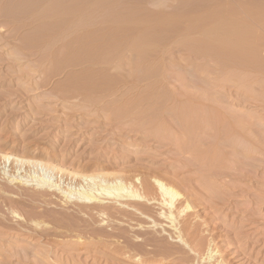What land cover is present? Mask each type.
I'll use <instances>...</instances> for the list:
<instances>
[{"label":"rangeland","instance_id":"374dc122","mask_svg":"<svg viewBox=\"0 0 264 264\" xmlns=\"http://www.w3.org/2000/svg\"><path fill=\"white\" fill-rule=\"evenodd\" d=\"M16 1L0 0V154L10 156V159L0 163V192L5 190L10 192L6 193L4 198H0V219H4L5 224H17V220L9 212L12 208V200L17 205L14 206L17 207L16 210L26 217L32 213H41L43 210L65 212L67 215L61 227L51 224L49 227L36 228L29 223L27 224V235H0V264H137L132 259L112 252L110 248L99 243L96 236H91L89 229L103 225V223H98L97 216L90 217V215L86 214L85 216V213H80V205L75 201L64 203L66 201L65 194H62L61 191L66 192L67 190L74 194L72 197L75 199L78 192L95 190L98 181L96 183L81 181L79 177L84 173H97L98 175L112 173L130 176L138 175L146 170H153L164 181L177 187L195 208L198 228L203 231V239L206 242H212L213 247H218L217 250H219L212 261H209L207 251H205L201 252L200 257L186 253L183 255L182 262L160 258L159 261L146 264H214L213 261L219 259V256L223 258V263L220 264H264V91L262 92L264 76H261L264 74V69H262L264 66V48L262 49L264 41L255 42L258 48L256 49L258 52L255 53L258 58H262L260 60L263 63L260 62L263 65L257 62L256 55H254L255 57L248 56L250 59L245 56L248 63L255 59L254 68H258V70H251L253 68V65L250 66L252 61L248 65V63L245 64L246 60L241 66L248 65L249 69L244 68H247L249 74L244 72L245 69L241 70L238 62L234 63L231 60L229 65V60H227L228 64L225 62L226 60L223 61L227 53L229 56L228 50L223 51V53L228 52H225L226 56L224 55V57L223 54L221 55L222 62L218 60L220 56L217 57L220 65L216 63V59L215 63L212 62L214 54L213 56L209 55L212 56L209 58V56L205 57L204 53L202 55L201 51V53L199 50L196 51L197 48L194 47H197L198 44L192 41L196 40L198 43V39L205 37L201 36L202 33H209L207 31L213 27L211 15L220 11L226 12L227 15L230 9L246 4L251 6L252 3H257L256 7L259 5L263 7L264 0H91L95 3L93 6H97V10L94 9L95 6L90 8L91 1L87 0L84 6L86 5L88 11L84 9V6L77 5L78 9L81 7L84 9L86 18L90 19V16L91 19L93 18V23L92 20L87 21L83 16V10L81 19H79L81 16L79 13L77 14L80 16L75 14L77 17L72 15L76 10L74 8H77L75 4L80 2L83 5L84 0H74L75 4L73 2L70 4L72 0H67L69 8L66 7L69 6L66 0H63L64 2L56 0L60 4L54 1L55 5L61 7V10H59L60 7H57L59 13L63 9L65 11L64 14L61 12L64 16L61 15L60 19L58 16V18L55 17L58 10L53 5L54 3H51L53 0ZM235 1L238 4L234 3ZM88 2L89 6H87ZM45 3L47 7L50 6L49 9L46 8ZM65 3H67L66 6H63ZM235 4L238 6L236 7ZM255 4L251 8L262 9L260 6L259 9L256 8ZM99 5L104 8H99ZM43 8L46 9L43 10ZM51 8L56 9V14L53 13V10L49 11ZM66 8H71L68 10L71 12L74 9L72 14L68 13ZM89 9H93V11ZM47 11L49 13L53 11L50 14H54L56 19L53 17L51 18L54 20L49 19V13H45ZM66 12L74 20L69 19L68 15L65 16ZM76 12L79 11L76 10ZM129 13L133 17L134 14L144 13L143 16L142 14L136 16H145L146 19L138 18L142 21L146 20L151 28L170 18L172 20L178 18L177 22H168V25L178 23L176 32L169 26L168 29H165L166 26L163 23L161 24L165 26V32L161 30L163 29L161 24L159 25L162 28L156 27L157 31H160L158 39L161 32L167 34L164 38L161 36V39H167L168 36L166 44H164L165 47L163 45L165 40L162 41L163 47L160 45L161 39L158 41V43L160 42L158 48H165L161 49V51L164 50V56L160 49H157L155 50L156 60L150 59L151 57L148 56L149 60L144 64L148 63L149 66H152L156 61H161V65L158 62L159 68H164L162 70L166 74L162 75L161 71H156L159 65L154 64L151 69L148 65L143 66L142 62L138 63L141 57L137 55L136 58V54L133 55V51L128 52L129 50L124 53L125 55H120L121 59L116 60L115 65L112 58L113 63H109L112 60H106L102 67V61L98 67L96 63L90 65V62L88 65L86 63L85 66L81 65L82 67L80 65L71 66V63L85 57L84 54V56L81 55V52L78 53V50H71L73 47L80 49V44L82 46V43H87L88 38L82 39L83 34H85L84 37L91 33L96 34L97 30H102L104 26L106 29L113 22H117L113 25L121 27L123 24L120 25L118 21L127 18ZM44 14L47 15V18ZM117 14L118 16H115ZM122 14L128 15L124 17ZM186 14L188 16H185ZM87 15L89 16L87 17ZM136 16L135 18H137ZM161 16L166 20L157 19ZM133 17L129 20H133ZM83 19L91 26L87 25L88 23L84 25L86 21L84 22ZM140 20V23H144ZM94 21H97L96 24L99 26H96ZM127 21H123V23L126 24ZM232 21L233 18H227L221 29L231 28ZM104 22L105 25H103ZM195 22H197V26L199 25L198 27H195L196 24L194 26ZM70 23L77 25L71 26ZM112 24L110 25L111 29L115 27ZM102 25L103 27H101ZM149 25H147L148 28ZM76 26L78 28H75ZM256 26L259 27L257 24ZM171 27L173 28V25ZM63 28L67 29L66 32ZM87 28H92V32H88ZM110 28L108 27V29ZM169 28L171 32L173 30V33ZM93 29L97 32L94 33ZM156 29L154 28L152 31ZM259 29L256 28L257 33L254 32V34L260 38L263 35V39L264 32L261 33L263 29ZM74 30L75 33L77 31L76 34L73 32ZM157 31H155V36L158 35H156L159 32ZM178 31L182 32V34L178 33V35L181 34L180 36L176 34ZM80 32L84 33L81 35ZM153 33L151 32V34ZM168 33L174 36H170ZM90 37L92 39L93 35ZM208 37L214 39L213 35H208ZM188 41H192V46L194 44L195 46L189 47L191 43ZM201 44L203 45V43ZM69 46L70 51L68 52ZM187 48L191 49L187 50ZM192 49H195V52ZM126 50L125 48L122 51ZM188 51L190 55H188ZM219 53L216 56L220 55ZM78 55L79 57L81 55L82 58L79 59ZM151 56L154 58L153 54ZM201 56L204 58L201 59ZM141 60L143 61L142 58ZM151 60H154V63ZM232 63H234L233 66L237 65L239 68L231 67ZM258 64H261L262 67ZM113 65L118 68H114ZM141 65L142 69L150 68H147L150 74L147 69L148 72L143 69L146 72L143 73L146 74L147 80L142 79L143 74L140 75L142 69L139 70V66ZM227 65L229 68L225 67ZM89 66L93 67L89 68ZM259 68L262 71H259ZM153 69H155L156 75H151ZM228 72L229 74L231 72L232 76H229ZM246 74L249 76L247 77ZM150 77L152 78L149 80ZM243 78H245V82ZM157 92L163 99L159 94L157 95ZM162 94L165 97L168 96L167 103L163 102L165 97ZM151 95L156 96L157 104ZM158 101L160 102L158 103ZM134 107L136 110V107L140 108V111L137 110L138 113L137 111L134 113ZM148 107L152 108L146 110ZM130 109L132 110L129 111ZM141 110H146L148 113L141 112ZM129 112L132 113V117ZM156 113L161 114V116L158 114L159 119L161 118L159 121H165L164 123H159L157 116L152 115ZM135 114H138L139 117L135 118ZM189 114L192 117L189 118ZM153 119L156 124H153L155 123ZM186 119L190 122L187 123ZM149 121H153V125L151 122L148 123ZM144 122L147 125H155L157 128L163 127L165 124L163 128L169 127L170 129L167 130L172 129V132L164 130L166 138L163 134L162 138L160 134L163 132L160 133V131H163V128L161 130L156 128L158 132H155V128H153L154 131L151 128L148 133L150 125L146 127ZM181 122L187 123L188 128L184 123L183 126L179 125ZM243 123L251 124L248 127L252 128L243 130L238 126ZM177 124L179 126H176ZM134 125L137 127L141 125V127L135 128ZM184 126L188 130L190 128L193 130L190 129L191 132L189 130L187 133ZM232 126H237L238 129H234ZM174 133H177V136H181V138L175 137ZM157 134L162 140L166 139V142L159 141ZM167 136L173 137L171 139ZM175 138H178L177 142L179 139H182L183 142H176L177 146L168 142L170 139V141H175ZM189 139L192 140L194 148ZM184 142V145L187 143L186 147L190 144L189 149L192 148V150H187L188 147L181 150L179 146L182 148ZM32 159L42 161V164L32 165L24 161ZM78 174L79 177H77ZM41 178L53 184L57 183L58 191L39 190L37 185L38 179ZM11 190H14L16 194ZM21 191L38 194V200L34 201L30 195H17L19 194L17 192ZM8 197L12 199L7 200ZM80 216L84 217L83 221L80 220ZM40 220L44 221L45 219ZM86 225H88V229ZM112 225L115 228L118 226L113 223ZM112 227H106L109 233L120 232ZM107 230L106 232H108ZM2 231L4 230L2 229ZM80 234L83 237L82 241L78 240ZM218 261H221V258Z\"/></svg>","mask_w":264,"mask_h":264},{"label":"bare ground","instance_id":"6f19581e","mask_svg":"<svg viewBox=\"0 0 264 264\" xmlns=\"http://www.w3.org/2000/svg\"><path fill=\"white\" fill-rule=\"evenodd\" d=\"M54 1L55 2H58L56 0H53V2H51L52 4L54 3L53 5L56 4ZM60 1H63V0H60ZM85 1L87 2V0H84L83 1V5L80 4L79 1H78L79 2L78 4L76 2H75L76 3L75 4L74 3V0L70 1V4H72L71 2H73V4H75L76 6L77 5L84 6ZM90 1L91 0H89V2ZM92 1L90 3L93 6V3L94 2H92ZM94 1H96V0H94ZM236 1L234 3L238 4ZM66 2H67V0H66ZM105 2H107V1H105ZM48 3H49V1H48ZM58 3L60 4V2H58ZM67 3H65V5H63V4L62 5L63 6H66ZM81 3H82V1H81ZM90 3L87 4V6H89ZM11 4H12V2H11ZM96 4H98V3L96 2ZM99 4H101V3H99ZM236 4H235V6L237 7L238 5H236ZM254 4L255 3H252L251 6H253ZM44 5L46 6L47 4L45 3ZM67 5H69V3ZM246 5L245 6L244 5H242V6L240 5L237 8L230 9V11L227 12V15H226V12H222V11L211 15L210 17H212L211 19L213 20L212 21L213 27H211L210 30L207 31L209 33H202L201 36H205V37L200 38V40L198 39V41H199L198 43H196L197 42L196 40H192V41H195V44H198V46L200 48L198 46L196 47L195 44H194V42H193L194 45L192 46V43H191L192 41H188V43H191L190 45L188 44L189 47L193 48L195 46L194 48H197L196 51L199 50V53L202 52V55L204 53L205 54L204 55L205 57L206 56H209L211 54H212V56H213V54L216 56V54H218L219 52H222L221 54L219 53L220 55H217L216 58H215V56L214 57L209 56V58L212 57V62H214V63H215V59H216V61H217L216 63L220 64L219 62H222L220 60L221 59V55L223 54V57H224V55L226 56V53L229 51V56L232 55L231 56L232 58L230 57L228 59L229 56H228V53H227V56L223 60V61L226 60L225 62L227 64H228V61L227 60L230 61L229 62V65L231 63V60L234 63L238 62L237 64H239V67L241 65L243 66L244 64H242V63H245L246 60H247V62L245 64H247L248 63V59H250V57H248V56L253 55V57H255L254 56V55H256L255 52H258L256 50L258 48L256 47V43L255 42L256 41H261L262 42V40L264 41V38L262 39L263 35L260 38L259 36H257V35L254 34V32H256V28L259 29L260 27L263 29L261 33L264 32V6L262 7V6L259 5L260 8H262L260 10L258 8L259 6L256 7L258 5L256 3L255 4V7L259 9V10H257L255 8H251V6H248V5L246 6ZM76 6H74V7H76ZM92 6H90V8H94V6H95L94 9L97 10V6L96 5H94L93 7ZM103 6H105V5H103ZM49 7L46 6V8H48V9H49ZM55 7L56 8L57 7L59 8L60 5H58V6L55 5ZM66 7L69 8L70 5L69 6H66ZM74 7H72V8H74ZM101 7H102V5L101 6L99 5V8H101ZM58 8H57V10H58ZM62 8H65V7H62ZM78 8L79 7L77 6V8H74V9H76L79 12H76V10L72 9V12H73V10L75 11L73 14H72L71 11H68L71 8L70 9H67L66 8V9H67V12L68 13L71 12V14L73 16H76V15L81 14V16L79 15L80 16L79 19H81L82 14H83L82 13V10L84 11V9H85L86 11H88V9H86L87 7H85L84 9L82 7H81L82 9L81 8L78 9ZM103 8L104 7H102L101 9H103ZM238 8H239V10H238ZM45 9L43 8V10H45ZM51 10L54 11V12L52 11L54 14H56V13L57 14L55 16L54 14H50L52 12H50V13L48 11L45 12L47 14L49 13V15H48V18L49 19H53V18H55L57 16L60 19V17H62L61 15L64 14L63 12H65V11H63L64 10L63 9L61 11L63 14H61V12L59 13V10H61V7L58 10V12L55 11L56 9H52L51 8L49 11H51ZM89 10H91V9H89ZM91 11H93V9ZM35 12L37 13V11H35ZM135 12L136 11H134V13ZM40 13H41V11H40ZM68 13L65 16H67ZM77 13H79V14H77ZM130 13H129V15H130ZM38 14H39V12H38ZM123 14H125V13H123ZM139 14H142V13H138V14H134V15L136 16V15H139ZM35 15H37V14H35ZM44 15H46V14H44ZM84 15H85V11H84L83 16ZM126 15H128V14H126ZM126 15L125 16L123 15V16L126 17ZM129 15L127 16V18H124V19H127L128 21L127 20H124V19H121V21L123 20L125 22L127 21V23L129 22L128 23V26H126L127 23L125 24V23H123V21H122V23H120L121 21L119 20L118 23L120 25L123 24L122 25L123 27L122 26L120 27L118 25L115 26L113 24H115V23L117 24V22H113V24L111 23L113 27L115 26L113 29H111L112 28L110 26L111 24L108 25L109 28L111 27L110 29H108V27H106V29H104L105 28V26L103 27V25H105V22H104V24L101 26V27H103V29H102L103 31L102 30H97V28H95V30H97L98 32L100 31V33H98L97 31H96L97 32L96 33L94 31V29H93V32L96 33V34H92V33L90 34L91 36L93 35V37H92L93 40L91 39L90 35H86L87 37H84L85 34L82 35V33H84V32H82V33L80 32L81 35H82V39L85 38V40H86V38H88V40H89V37H90V40L91 41L89 40L90 41L89 42L87 40L86 41L87 42L86 44L82 43V46H81V44H80V46L78 45L80 47V49H77V48L75 49L74 47L73 48L71 47L72 48L71 49L72 51H73V49L76 50V51L78 50V53L81 52L82 54L81 53L80 54L81 55L84 54L85 57L82 58L81 55H80V57L82 58L81 59L79 57V55H78L79 59H81V60L75 61V63L73 62V63H71L72 65L71 64L70 65L71 66H74V65H76V66L77 65H80V66L82 65L83 66V64H84V66H85L86 64L88 65L89 62H90L91 63L90 65H92L93 63L95 65V63H96L97 64V67H98V64L99 63L101 64L100 61H102V63H103V64H101V67H102V65L104 66V61H106V60H110L111 61L112 60L109 63H113V59H114V63L113 64L115 65L116 64L115 62H117L119 58L121 59V56L120 55L122 54V56H123V54L125 52H127L128 50H129L128 52L133 51L132 53H133V55H134V53L136 54L135 55L136 58H137V55H138V57H141L143 59L144 62L141 60V58H139L140 61L138 62V63L142 62L143 66L148 65V63L146 65H144V64H145V62H147L149 60L150 57H151L150 59L156 60L155 57L157 56V53L155 52V50L160 49V48H158V47H160V45L163 47V45L166 44V41L168 39V36L166 37L167 39H161V36H163V38H164L165 35H167V34H164L162 32H161L160 38L158 39V36L160 35L159 34L160 31L158 30L159 31L158 32L157 29H156V27L158 28V26H160L159 24L163 23L166 26L165 29H168L167 27L169 26L171 29H175L174 31L176 32L177 31L176 28H178L177 27L178 26V23H176V25H175V23L174 24L171 23L170 25H168V24L170 22H173V21L177 22L176 19H178V18L176 16H175L176 19H174V20H172V18H170L172 21L170 19H168L169 21L168 20L167 21H163V20H166V18L163 19L162 16H161V18H157L159 20L161 19L163 22L159 21L161 23H159L158 26H155L154 27L156 29L155 31L158 32V33H156V35L157 34L158 35L155 36V31H152V29H154L153 26L151 28L150 25H149V23H146V20H143L142 21V20L139 19V18H142L143 19L145 16L144 17H141V15H140V17L138 16L139 18L137 16H136L137 18H135V16L133 17L132 15H130V17H129ZM143 15H144V13L142 14V16ZM43 16H41V17H43ZM88 16L89 15H87V17ZM115 16H118V14L115 15ZM119 16H120V14H119ZM182 16H183V14H182ZM185 16H188V15L186 14ZM51 17H53V18H51ZM67 17H70L69 19H73V17L71 18V15L70 16L68 15ZM76 17H75V19H77ZM131 17H133V20H129V18L131 19ZM39 18H37V19H39ZM43 18H40V19H43ZM45 18H47V15L45 16ZM114 18H116V17H114ZM227 18H229V19L230 18L231 19L233 18L232 23H230L231 28H227L225 30L224 29H221V27L223 26V23L225 22V20ZM86 19H87V21L88 20H92L91 22L93 23V18L91 19V16H90V19H89V17L86 18ZM144 19H146V18H144ZM67 20H68V18H67ZM95 20H97V19H95ZM139 20L142 21V22H144V23H146V24L140 23ZM83 21H84V19H83ZM87 21L84 24L82 22V20H81L82 24H84V25H86L88 23ZM103 21H105V20H103ZM106 21H108V20H106ZM110 21H111V19H110ZM200 21H199V23H201V22L203 23V21H201V22ZM94 22H95V24L97 23V21H94ZM147 22H148V20H147ZM50 23H52V22H50ZM98 23H100V21H98ZM166 23H167V25H166ZM196 23L197 22L194 23V26H195ZM74 24H76V23H74ZM74 24H71V26L74 25ZM163 24H161V26H163V29H161L162 31L165 30L164 29L165 26ZM256 24L259 25V27H257ZM87 25H89V23ZM97 25L98 24H96V26ZM147 25H149V28L147 27ZM171 25H173V28L171 27ZM174 25L176 26L175 28H174ZM44 26H42V27L44 28ZM89 26H91V25H89ZM198 26L196 24L195 27H198ZM75 28H78V27L76 26ZM170 28H169V30H170ZM91 29L92 28H89L88 29L89 31L88 30H86V31L92 32ZM66 30L64 29L65 32H66ZM80 30H82V29H80ZM84 31H85V29H84ZM60 32H63V31H60ZM69 32H71L70 29H69ZM73 32L75 33V30ZM151 32H154L153 33L154 35L151 34ZM170 32H171V30H170ZM180 32L178 31L176 34L178 35V33H180ZM74 33H72V34H74ZM76 33H77V31H76ZM169 33H168V35H170ZM171 33H173V30H172ZM226 33H228V34H226ZM162 34H164V35H162ZM181 34H182V32H181ZM181 34H179L178 36H180ZM197 34H198V32H197ZM65 35H66V33H65ZM68 35H69V33H68ZM208 35H213L214 39L209 38ZM170 36H174V35L171 34ZM160 39H161V41H160L161 43L159 42L160 43V45H159L158 41ZM162 41H164L163 45H162ZM169 41H168V44H169ZM200 42L203 43V45ZM170 43H171V41H170ZM185 43L187 44V41H185ZM165 46L166 45H164V47ZM125 48L127 50L123 52L122 50L125 49ZM191 48H187V50L188 49L190 50ZM263 48L264 47H262V49ZM69 49H70V46L68 47V52L70 51ZM161 49H165V48H161ZM161 49H160V51H161ZM224 50H228V51H225L226 53L225 52L223 53ZM121 52H123V53H121ZM153 52L156 53V54H154ZM161 52L163 54L164 53V50L161 51ZM193 52H195V49L193 50ZM250 52H253L255 54H253V53L251 54ZM187 53H188V55H190L189 54V51ZM151 54L154 55V58H152ZM198 55H196V56H198ZM148 56H149V58H147ZM162 56H164V54ZM162 56H161V58H162ZM219 56H220V58H219ZM245 56L248 57V59L245 58ZM256 56L258 58V55H256ZM223 57H222V59H223ZM253 57H252V59H253ZM144 58L146 59V61H145ZM203 58L204 57L201 56V59H203ZM217 59L219 60V62H218ZM260 59H262V58H258V61L257 62L261 63L260 61H262V60H260ZM154 60H151V61L154 63ZM119 61L121 62V60H119ZM206 61H208V60L206 59ZM251 61L249 62L250 64H251ZM254 61H255V59H253L252 64L250 65V66L253 65L252 66L253 68H251V70L252 69H257L258 70L257 67L254 68V64H255ZM120 62H118V63H120ZM135 62H137V61H135ZM152 62H150V63L153 64ZM156 62L154 63V64H156V66L159 65V64L160 65L162 64L161 61H158L159 64H158V62L157 63ZM187 62H189V61H187ZM204 62H205V60H204ZM225 62H223V63L226 64ZM132 63H133V61H132ZM138 63H137V65H138ZM234 63L231 64L232 65L231 67H234L236 69V67H238V66L237 65H236V67L233 66ZM249 63H248V65H249ZM262 63H263V61H262ZM224 64H223V68H224ZM261 64L260 65L258 64V65L260 67H262L263 64L262 65ZM114 65H113V67H114ZM160 65L158 66V68L156 67L157 68L156 71H159V72L161 71L162 72V75H164V73H165V72L163 73L164 68H161L160 69L159 68ZM229 65H227L225 67L229 68ZM76 66H74V67H76ZM105 66H107L106 63H105ZM118 66H119V64H118ZM118 66H115V67L118 68ZM143 66L142 65L139 66L140 67L139 70H141ZM152 66H149V67L151 68ZM242 66L240 67L241 70L242 69H245L244 67H247V66H244V67H242ZM90 67L92 68L93 66H89V68ZM149 67H145V69L144 68L143 69L146 70ZM193 67H195V66H193ZM201 67H203V66H201ZM204 67H206V66H204ZM138 68H137V71H138ZM247 68L249 69V67H247ZM143 69L140 71L141 72L140 75L142 76V74H143L144 77L142 76V79L145 78V80H147L146 77H145L146 74L144 75V73H143V72H145ZM149 69H147V70L149 71ZM158 69H160V70H158ZM165 69L167 70V68H165ZM196 69H195V71H197ZM246 69H245V71L244 70L243 71L244 72H248V74H249V71H247ZM262 69H264V66L262 67ZM262 69H260L259 71H262ZM154 70L155 69H153L151 71L152 73H154V74L151 73V75H156V73L154 72ZM238 70H240V69H238ZM243 71H242V74H243ZM232 72H233V70H232ZM169 73H171V72H169ZM196 73H198V72H196ZM149 74H150V71H149ZM160 74H159V76H161ZM228 74H229V72H228ZM210 75H212V74H210ZM230 75H231V72H230L229 76ZM244 75H245V73H244ZM157 76H155V77H157ZM248 76L249 75H247V77ZM261 76H264V74L261 75ZM147 77H149V76H147ZM151 78L152 77H150L149 80ZM157 78H159V77H157ZM230 78H232V77H230ZM240 78H241V76H240ZM236 79L238 80V78H236ZM262 79H264V78H262ZM143 80L140 79V81H143ZM228 80H230V79H228ZM237 80H235L236 83H237ZM243 80H244V82L246 81L245 78H243ZM230 81H233V80H230ZM242 83H243V81H242ZM245 86H246V84H245ZM262 86H264V84H262ZM261 89H262V87H261ZM263 91H264V89L262 90V92ZM154 92H155V90H154ZM154 92H151V93H154ZM160 93H162V92H160ZM158 94L159 93L157 92V95ZM153 95H151V96L154 98V102H156V104H157V101H155L156 96H153ZM162 95L164 96V94H162ZM159 96H160V94H159ZM160 97H162V96H160ZM167 97H165L166 99L164 98L165 101L163 100V102H166ZM162 99H163V97H162ZM206 101H207V99H206ZM159 102L160 101H158V103ZM143 103H144V101L142 102V104ZM161 103H162V101H161ZM136 108H137V110L140 111V108L139 109H138V107H136ZM148 108L146 110H150L152 107L149 108V109ZM131 110L132 109H130L129 111H131ZM134 110L135 111H133V112L135 113L137 111L135 109V107H134ZM143 111L144 110H141V112H143ZM141 112H140V114H142ZM137 113H138V111H137ZM189 113H191V112H189ZM129 114H130V112H129ZM131 114H130V116H131ZM156 114H152V115H154L155 117L157 116L158 121H159L161 118L159 119L158 114L160 116H161V114L160 113H158L157 115ZM137 115L135 116V118L139 117V115L138 116ZM146 115H148V114H146ZM189 115H190L189 118L192 117L191 114H189ZM143 116L145 117V115H143ZM140 119L142 120V118H140ZM154 119H153V121L155 123H153V121H149L148 123L151 122V124L152 123L153 124H156V121ZM188 119H186L188 122L185 120L187 123H189L192 120V118L190 119V121ZM160 121H159V123H161V124L165 122V121H162V122H160ZM140 123L142 124L143 122H140ZM159 123H157V124L160 125ZM183 123L181 122V123H179V125H182L183 126ZM145 124L144 125L146 127H149V125H150V130L148 129L149 130L148 133L151 131V128H152L153 131L157 128V127H155V125L152 126L153 124L152 125L151 124L147 125V123H145ZM167 124L170 125L168 122H167ZM167 124H166V126H167ZM186 124H185V126L187 127ZM179 125L177 124L176 126H179ZM191 125L193 126V122H192ZM194 125H195V123H194ZM188 126L190 127L189 124H188ZM238 126L241 127L243 130H250L252 128L251 127L249 129L248 126H251V124L250 125H247L246 123L238 124ZM140 127H141V125H139V127L135 126V128H140ZM163 127H165V124L163 125ZM163 127L161 126L160 128H157V129L161 130ZM170 127H171V125H170ZM184 127H183V130L186 128V127L185 128ZM205 127H206V125H205ZM153 128H155V129H153ZM233 128L234 129H238L237 126L236 127H233ZM157 129H156L155 132H158ZM167 129L166 128L165 129L163 128V131H160V133L163 132V133L160 134V137L163 138L164 132H165L164 130H167ZM190 129L193 130V128H190ZM171 130H167V131L169 133H171L172 132ZM189 130L187 129V133L189 132ZM145 131L147 132V128L145 129ZM174 131H175V129H174ZM190 132H191V130H190ZM162 134H163V136H161ZM174 135H175V137H178L177 136L178 135L177 133L176 134L174 133ZM169 136H171V135L169 134ZM169 136H167V138H171L172 139L173 136L172 137H169ZM157 137H158L157 139L159 141L166 142V139H163L164 140L163 141L159 137V135ZM164 137L166 138V135ZM179 137L181 138V136H179ZM178 138H175V141L174 140L170 141L171 139L170 140L167 139V140H168V142H171L172 144H174L175 146H177L178 145L177 143L179 141L180 142L182 141V139L181 140L179 139V141L177 142V139ZM190 140L191 139H189V141ZM189 141H187V143H189ZM187 143H186V145H187ZM184 144H185V142L182 144L183 147H186V145H184ZM190 144H191V146H193L192 145V140L190 141ZM190 144H189V146H190ZM189 146H187L188 149H187V147L186 148H183V147L181 148V146H179V147H180L181 150L182 149L192 150V148L189 149L191 147V146L190 147ZM193 148H194V146H193ZM7 159H10V156H8L6 154H3V153L0 154V163L2 161H4V160H7ZM24 161H25V163L32 164V165L42 164V161L33 160V159L32 160H24ZM91 172H93V171H91ZM87 174L84 173V175H80V177H79V174H78L77 177H79L80 180L81 181H84V182H90V181L92 182V181H94V183H96V181H98V183H97L98 185L96 184V187L98 186L97 189L95 187V190H91V191H87V192H83V193L82 192L81 193L78 192V195L75 194L77 196L75 199L72 197V196H74V194H71L70 192H67V190L65 189L66 192L65 191H61L62 194H65L64 198L66 199V201H64V203H68V202H71L73 200L78 205H80L79 206V208H81V209H79V211L81 210L80 213H83V214L85 213L84 214L85 216L87 214V215H90V217L91 216L92 217L93 216H97L98 217V219H99V222L98 223H100V224L103 223V225L102 224L100 226L97 225L98 227L89 229V232H90L89 234L91 236L94 235V237L96 236V240H98L99 243L103 244L104 247L110 248V250L112 252L119 253L120 255H122L124 257H127L129 259H132L137 264H146L147 262L159 261L160 258L169 259V260L170 259H173V260H178V261H181L182 262L183 261V258H184L183 255H186V253H188V254L190 253L192 255H196V256H199L200 257L201 252H205V251H207L206 253H207V258L209 259V261H212V259L214 257H216L217 254L219 253V250H217L218 247H215L214 248L213 247L214 245L212 244V242H206L203 239V236H204L203 235V231L200 228H198V221L196 220L197 219V216H195V211H194L195 208L193 207V205L187 200V198H185V196L182 195V193L177 189V187L174 184L164 181L153 170H146L143 173H138V175L137 174H135V175L133 174V175H130V176L129 175L125 176L124 174H112V173H104V174H99V175L97 173H95V174H88V175ZM26 184H23V185H26ZM28 186H34V185H28ZM37 186H39V190H45V191H56L57 190V187H59V185H57V183L56 184H53V183H50V182H48L46 180H43L42 178L41 179H38V185ZM11 191L14 194H16L14 190H11ZM18 191H20V190H18ZM6 193L9 194L10 192L8 193V192H6V190L3 191L2 193L0 192V198H4V196L6 195ZM17 193H19L17 195H21V194L22 195H30V197L34 201L38 200V198H37L38 197V194L37 195L30 194V192L28 193V191H21V192H17ZM39 197H40V195H39ZM9 198L10 197H8L6 199L8 200ZM11 199H9V200H11ZM8 202H10V201H8ZM12 202H13L12 205H11L12 208L10 209L9 212L12 215V217L17 220V224L16 225L15 224L14 225H12V224H5L4 219H0V226H1L0 227V235H15V234H17V235H27L28 234V232H27V224H29V223H31V225H33L36 228L49 227V226H51V224H54L55 227H61L63 225L64 219L66 218V215H67L65 212H60L59 213V212H54V211H50V210H43V211H41V213H32L29 217H26L21 212L19 213L16 210L17 207H14V206H17V205H15V203H14L13 200H12ZM75 217H76V215H75ZM82 217L80 218V220L83 221L84 217L83 218ZM42 218H43V220L44 219L45 220L44 221H41L40 219H42ZM112 223L118 225V226H116L117 228H115L112 225ZM105 225L109 226V228H111L113 226L112 229H117L120 232L119 233H113V232L112 233L111 232L109 233V231L106 228L107 226L105 227V229L108 232H106V230L104 229V226ZM86 226H87V229H88L89 228L88 225H86ZM120 226H125V227H120ZM2 229L4 231H2ZM127 234H129V236H127ZM80 235H79V237L78 236L77 237H78V240L79 241H82L83 237H82V235L81 236ZM111 239H113V240H111ZM205 245H206V247H205ZM203 256H205V254ZM219 257L221 258V261H218L220 258L219 259L217 258L215 261H213L214 264L223 263V258L221 256H219ZM209 264H211V263H209Z\"/></svg>","mask_w":264,"mask_h":264}]
</instances>
